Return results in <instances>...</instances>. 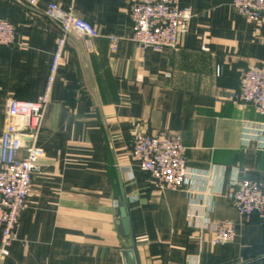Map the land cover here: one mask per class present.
<instances>
[{
    "label": "crops",
    "instance_id": "crops-1",
    "mask_svg": "<svg viewBox=\"0 0 264 264\" xmlns=\"http://www.w3.org/2000/svg\"><path fill=\"white\" fill-rule=\"evenodd\" d=\"M231 1L181 0L193 18L180 47L157 50L130 40L128 0H0V19L19 30L18 46L0 47V139L8 100L46 90L60 32L49 3L72 4L99 30L68 37L38 140L45 156L4 264H264V215L247 220L226 198L235 178L264 186V141L244 134L264 116L231 101L242 73L264 63V23ZM139 131L182 139L202 175L194 192L160 190L131 159ZM221 220L236 236L213 245L201 227Z\"/></svg>",
    "mask_w": 264,
    "mask_h": 264
},
{
    "label": "built area",
    "instance_id": "built-area-1",
    "mask_svg": "<svg viewBox=\"0 0 264 264\" xmlns=\"http://www.w3.org/2000/svg\"><path fill=\"white\" fill-rule=\"evenodd\" d=\"M39 0H26L36 6ZM235 11L259 23H264V0H232ZM127 13L132 22L130 40L139 47L177 50L180 36L187 32L193 18L181 0H128ZM45 16L58 23L60 32L55 39V50L50 75L43 95L37 100L11 98L7 104V123L0 139V264L10 255V248L18 239L21 214L28 207L33 177L39 169L45 152L38 145L50 102L55 76L64 62L68 37H97L98 28L80 17L71 4L64 7L49 3ZM110 47L118 49L119 38L109 36ZM19 45L18 26L0 19V47ZM231 101L238 106L251 107L264 116V63L250 65L240 77L238 90L232 92ZM247 141H264V123L244 128ZM186 146L180 137L167 134H133L127 151L131 159L148 174L160 190H185L194 192V178L201 177L187 163ZM226 198L235 206L240 216L249 220L253 214L264 215V186L255 179L232 181ZM212 232L213 245L232 242L236 236L231 220H221L201 227Z\"/></svg>",
    "mask_w": 264,
    "mask_h": 264
},
{
    "label": "water",
    "instance_id": "water-1",
    "mask_svg": "<svg viewBox=\"0 0 264 264\" xmlns=\"http://www.w3.org/2000/svg\"><path fill=\"white\" fill-rule=\"evenodd\" d=\"M120 212H121V218H122V224L123 226L126 228L127 227V212H126V209L124 207H121L120 208ZM135 250H130L128 252V256L130 257V259L132 260V257L134 256ZM133 262V260H132Z\"/></svg>",
    "mask_w": 264,
    "mask_h": 264
}]
</instances>
